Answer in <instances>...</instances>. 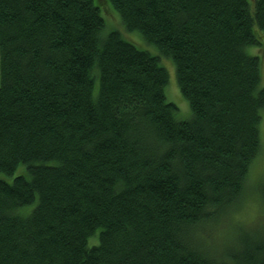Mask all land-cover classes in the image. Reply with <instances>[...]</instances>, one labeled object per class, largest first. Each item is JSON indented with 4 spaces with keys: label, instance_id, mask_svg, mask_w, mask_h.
Masks as SVG:
<instances>
[{
    "label": "trees",
    "instance_id": "trees-1",
    "mask_svg": "<svg viewBox=\"0 0 264 264\" xmlns=\"http://www.w3.org/2000/svg\"><path fill=\"white\" fill-rule=\"evenodd\" d=\"M258 30L264 0H0V264H264V225L198 234L259 149Z\"/></svg>",
    "mask_w": 264,
    "mask_h": 264
},
{
    "label": "rangeland",
    "instance_id": "rangeland-1",
    "mask_svg": "<svg viewBox=\"0 0 264 264\" xmlns=\"http://www.w3.org/2000/svg\"><path fill=\"white\" fill-rule=\"evenodd\" d=\"M100 14L104 20V32L117 30L123 38L133 42L139 48L145 49L151 54L157 53L155 47L146 42L140 33L128 31L124 28L118 12L111 8V6L100 8ZM256 34L260 37V44L249 45L246 51L259 57L261 86L264 87V32L258 30ZM159 59L168 74L167 82L164 85L165 99L177 107L174 114L175 118L185 120L190 116L191 112L186 99L179 92L175 79L174 65L168 57L160 56ZM258 129L259 149L249 166V168L255 171L257 177L264 172V107L260 109ZM259 190L260 188L258 187L244 189L243 194L239 196L232 207L220 211L213 220L208 221L200 227L198 233L201 237L200 239H203L205 245L214 246V249L210 247L212 248V253H215L216 249H220L232 239L235 225H248L246 228L249 230H254L264 225V220H262L260 215L264 211V201L261 198Z\"/></svg>",
    "mask_w": 264,
    "mask_h": 264
},
{
    "label": "snow or ice",
    "instance_id": "snow-or-ice-1",
    "mask_svg": "<svg viewBox=\"0 0 264 264\" xmlns=\"http://www.w3.org/2000/svg\"><path fill=\"white\" fill-rule=\"evenodd\" d=\"M245 161H241L240 166L237 169V185L236 187L240 189L241 194H243V190L249 187L252 188H260L261 191H264V172L261 173L259 177L256 176V173L253 169L248 168L245 169L244 165ZM243 186V187H241ZM262 220H264V211L260 213Z\"/></svg>",
    "mask_w": 264,
    "mask_h": 264
},
{
    "label": "clouds",
    "instance_id": "clouds-1",
    "mask_svg": "<svg viewBox=\"0 0 264 264\" xmlns=\"http://www.w3.org/2000/svg\"><path fill=\"white\" fill-rule=\"evenodd\" d=\"M209 242H211V241H209Z\"/></svg>",
    "mask_w": 264,
    "mask_h": 264
}]
</instances>
